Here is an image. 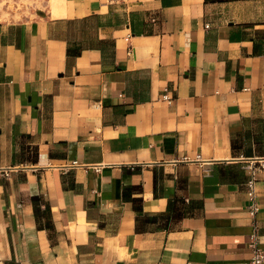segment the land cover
Wrapping results in <instances>:
<instances>
[{
  "label": "crops",
  "instance_id": "crops-1",
  "mask_svg": "<svg viewBox=\"0 0 264 264\" xmlns=\"http://www.w3.org/2000/svg\"><path fill=\"white\" fill-rule=\"evenodd\" d=\"M56 3L0 18V264H248L264 0Z\"/></svg>",
  "mask_w": 264,
  "mask_h": 264
},
{
  "label": "built area",
  "instance_id": "built-area-1",
  "mask_svg": "<svg viewBox=\"0 0 264 264\" xmlns=\"http://www.w3.org/2000/svg\"><path fill=\"white\" fill-rule=\"evenodd\" d=\"M163 99H165L168 102L170 101V96L166 91L163 93ZM74 164L78 165L76 161H74ZM247 168L250 169V175L245 181V187L249 198V204L247 206V210H248V215L251 219V231L249 233V239L247 243V246L250 251L248 264H264V252L259 245V227L256 222V213L258 211V206L255 200L256 172L258 169H264V157L258 159L257 161H250L247 164ZM11 169H12L11 167L0 166V176H4V177L9 176ZM94 169L98 171L97 166H94Z\"/></svg>",
  "mask_w": 264,
  "mask_h": 264
},
{
  "label": "rangeland",
  "instance_id": "rangeland-1",
  "mask_svg": "<svg viewBox=\"0 0 264 264\" xmlns=\"http://www.w3.org/2000/svg\"><path fill=\"white\" fill-rule=\"evenodd\" d=\"M57 0H0V18L19 19L29 14V9L36 12L51 10ZM54 12V11H53Z\"/></svg>",
  "mask_w": 264,
  "mask_h": 264
},
{
  "label": "trees",
  "instance_id": "trees-1",
  "mask_svg": "<svg viewBox=\"0 0 264 264\" xmlns=\"http://www.w3.org/2000/svg\"><path fill=\"white\" fill-rule=\"evenodd\" d=\"M68 53H73V51H72V50H70V49H68Z\"/></svg>",
  "mask_w": 264,
  "mask_h": 264
}]
</instances>
